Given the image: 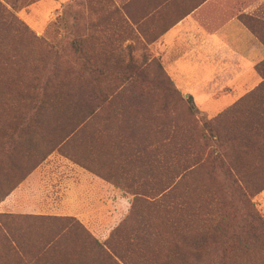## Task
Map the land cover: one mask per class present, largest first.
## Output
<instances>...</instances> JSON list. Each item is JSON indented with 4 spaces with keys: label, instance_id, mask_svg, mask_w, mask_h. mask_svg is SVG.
<instances>
[{
    "label": "rangeland",
    "instance_id": "rangeland-1",
    "mask_svg": "<svg viewBox=\"0 0 264 264\" xmlns=\"http://www.w3.org/2000/svg\"><path fill=\"white\" fill-rule=\"evenodd\" d=\"M0 3V22L8 24L0 33V48H4L0 74L4 79L14 78L0 85H27L36 67L52 70L50 87L70 90L60 98L70 103L68 111L46 116L47 127L36 128L32 145H8L10 156L0 162V195L13 185L0 201V214L9 224L0 229V264H18L19 251L12 244L16 251H9L13 240L22 248V264H69L84 253L88 264H102L91 248L81 244L80 229L73 227L67 228L57 248L40 256L41 241L58 234V226L36 221L39 216L23 213L24 209L10 212L5 207L15 199L20 208L29 197L31 188L22 183L35 169L30 184L41 195L38 202L50 198L49 203L71 205V196L80 195L73 197L76 207L87 211L84 224L75 217L63 218L85 225L102 243L129 213L135 192L152 194L159 181L178 184L171 201L180 202L182 210L173 208L167 222L161 215L154 216L150 231L154 241L141 244L137 251L128 252L121 241L126 263L159 264L166 260L168 249L199 247L203 250L200 264L222 257L227 264H259L261 260L253 255L259 242L253 240L248 212L255 210L264 219V206L257 199L264 187V107L210 119L215 120V137L210 138L203 126L206 120L192 114L194 103L175 92L161 59L152 57L133 31L119 39L117 26L106 23L115 0ZM113 11L116 16L117 7ZM8 101L12 107L17 104L14 98ZM2 108L0 103V137L11 131L8 124L15 116L11 110L4 115ZM82 119L85 122L79 126ZM74 128L67 142L60 144ZM49 151L46 160L19 182L21 172L33 166L40 152ZM81 188L84 193L76 192ZM8 237L9 243L4 241ZM222 248L227 249L225 255H217Z\"/></svg>",
    "mask_w": 264,
    "mask_h": 264
},
{
    "label": "crops",
    "instance_id": "crops-1",
    "mask_svg": "<svg viewBox=\"0 0 264 264\" xmlns=\"http://www.w3.org/2000/svg\"><path fill=\"white\" fill-rule=\"evenodd\" d=\"M115 2L116 6H111L106 23L109 26H117L119 39L122 34L133 31L135 39L148 46L151 56L161 59L164 71L176 89L194 103L197 113L203 120L216 118L230 108L227 117L237 116L242 110L250 112L254 106H258L254 108L255 111L261 109V106L264 107V73H260L257 68L262 63L264 72V43L241 19L245 16L264 22V0H115ZM114 7L118 9L116 16H113ZM258 26L264 29V23ZM259 88L260 91L257 92ZM73 164L106 182L104 177L87 167ZM35 170L22 183V187L31 188V191L21 207L18 208L15 199L10 200L5 207H8L10 212L24 209L23 213L27 211V214L35 216L62 218L71 216L84 224L82 218L88 216L87 211L76 207L73 197L80 195L74 193L71 196L73 200L71 205L49 203L50 198L45 202H38L41 195L30 184L35 180ZM76 192L84 193V188L77 189ZM101 192L102 189L98 191L99 194ZM257 199L264 206V189ZM85 228L89 230L88 227ZM75 229H80L84 235V242L81 244L87 246L85 249H90L92 244L86 232L81 228H74V231ZM62 236L64 237L61 234L57 238L59 240L56 242V248L60 245ZM45 237L41 241L42 245L49 239ZM49 246L46 245L41 250L40 256L49 252L52 247ZM85 254H79L73 262L70 260L69 264H88Z\"/></svg>",
    "mask_w": 264,
    "mask_h": 264
},
{
    "label": "trees",
    "instance_id": "trees-1",
    "mask_svg": "<svg viewBox=\"0 0 264 264\" xmlns=\"http://www.w3.org/2000/svg\"><path fill=\"white\" fill-rule=\"evenodd\" d=\"M1 6V3H0ZM4 12H6L4 10ZM242 21L247 25V27L264 43V29H261L258 24H263L261 20L252 17H241ZM8 28V24L6 22H0V33L6 31ZM4 48H0L3 51ZM258 71L260 73H264L262 69V63L258 65ZM51 69H45V71L39 70L36 67L31 69L29 75H31V83L23 86H10L9 84L0 85V103L3 104V114H7L10 110L15 113V116L9 122V127L11 129L10 132H4L0 137V162L4 159V157L10 156V151L8 149V145L11 147H22L26 142L29 143L31 146L33 143V136L32 134L35 133L36 128L45 129L47 126V121L44 120L46 116L51 114H56L59 112H67L70 103H66V101L61 100V97H64L69 93L70 90H66L63 88H53L50 87L49 81L51 79L50 73L52 72ZM17 78L20 79L19 75ZM28 77V76H27ZM169 81L172 83L175 92L180 94L171 81L169 77H167ZM14 78L4 77L0 74V81L8 80L12 81ZM260 91V88L257 92ZM14 98L17 101L15 107H12V102L8 101L9 99ZM11 107V108H8ZM8 108V109H6ZM192 114H196V108H191ZM228 111H231V108L227 110L222 115L218 116L215 120H218L222 117L227 116ZM215 120H207L204 121L203 126L206 130L209 131V137H215V133L213 130L212 123ZM85 122V119H82L79 122V126ZM45 125V126H44ZM78 127V126H76ZM77 128L74 130H70L67 136L60 142L65 144L67 139L72 135ZM24 141V142H23ZM49 152H40V157L35 159L33 166L24 169L21 173L19 178V182L23 180L38 164L46 160L47 156L50 154ZM221 170L225 174H229V169L223 164V162L218 163ZM177 176L175 175L174 178ZM178 184H171L165 183L163 181H159L156 184V191L152 194H146L141 192H135V198L131 204L129 213L127 216L121 221V223L113 230L109 239L105 242H100L91 234L84 229V226L75 220L74 218H57V217H35L36 221H45L51 225H55L59 227L58 234L56 233L53 237L49 236L47 243L44 244L42 249L46 245H50L49 247H56V242L59 235L64 233H68V229L70 227L76 228V226L80 227L84 232H86L87 237L89 238V242L92 244L91 249L95 252V257L100 261L102 264H129L122 253V248L119 246L121 241H124L128 248V252L137 251L140 249L141 244H149L150 242L154 241V236L150 233L152 230L153 223L152 218L156 215H161L164 220L167 222L166 216L176 208L178 210H182V204L179 202L175 205L173 204L172 200V192H174L177 188ZM3 192L0 195V201L8 194L11 190L12 186ZM155 189V188H154ZM264 189L261 188V191ZM177 200L179 197H175ZM250 216V220L252 222V237L255 242H259L257 246L253 248V255L256 258H259L261 261L259 264H264V219L257 213L255 210L248 212ZM4 215L0 214V229L4 230L9 224L4 221ZM47 220V221H46ZM7 230V229H6ZM6 232V231H5ZM141 232V233H140ZM126 234H129L128 237ZM10 235V233H9ZM8 236V235H6ZM196 240H200L199 233L195 234ZM10 237V236H9ZM9 237L4 238L5 242L9 243ZM160 237H156L159 239ZM165 240V238H162ZM118 241V242H117ZM52 243V244H51ZM14 246L16 250L19 251L20 257L18 258V264L23 263L22 259V248L15 240L10 243V246ZM11 246V248H12ZM51 247V248H52ZM9 248L11 252L14 248ZM15 250V249H14ZM15 250V251H16ZM202 249L199 247H194L192 249H182L181 247H176L175 249H168L166 250L167 255L165 256L166 260L159 262V264H200V259L202 256ZM227 249L222 248L216 254L219 256L225 255ZM238 249L232 252L234 257L238 256ZM19 256V255H18ZM227 264L226 260L222 257L220 260L216 262H212L210 264ZM233 264H238L236 261Z\"/></svg>",
    "mask_w": 264,
    "mask_h": 264
}]
</instances>
